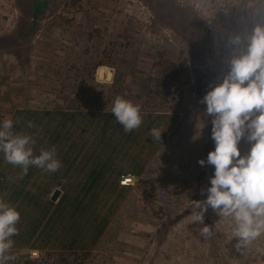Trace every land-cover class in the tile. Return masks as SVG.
Listing matches in <instances>:
<instances>
[{"label":"rangeland","instance_id":"1","mask_svg":"<svg viewBox=\"0 0 264 264\" xmlns=\"http://www.w3.org/2000/svg\"><path fill=\"white\" fill-rule=\"evenodd\" d=\"M46 2L37 17L28 15L33 13L32 0H0V120L15 118L17 110L28 106L34 110L27 115L36 119L38 109L66 108L67 99L74 105L111 108L117 95L150 112L177 111L182 118L167 140V149L159 154L161 175L152 183L142 182L139 200L122 212L123 218L108 228L93 251L33 250L34 255L14 253L15 260L20 264H264V235L237 252L228 218L210 213L212 235L205 238L192 224L188 209L190 200L197 199L192 196L206 197L200 190L209 186L213 174L212 166H204L203 176L197 178L198 160L212 139L211 125L207 126L211 117L206 120L193 111L194 93L208 91L218 74L219 30H234L240 19L264 12V0ZM193 15L201 24L191 22ZM197 36L196 41L209 46L204 47L208 55L204 56L202 46L192 47ZM102 66L110 71L107 80L104 72L102 78L98 76ZM54 117L61 121L65 115ZM25 127L24 121L15 124L18 131H31ZM240 147L243 152L248 145L242 141ZM195 182H200L199 189ZM177 213L182 216L175 218Z\"/></svg>","mask_w":264,"mask_h":264},{"label":"clouds","instance_id":"2","mask_svg":"<svg viewBox=\"0 0 264 264\" xmlns=\"http://www.w3.org/2000/svg\"><path fill=\"white\" fill-rule=\"evenodd\" d=\"M215 39L218 74L199 101L205 106L203 115L211 117L214 148L198 160L202 167L212 166L213 174L209 186L200 190L206 197L190 200L188 209L192 224L205 238L212 235V226L205 223L209 209L220 219L228 218L233 247L243 252L264 235V12L240 19L234 30L220 29ZM111 113L126 133L144 122L141 105L120 95L113 99ZM16 123L11 117L0 120L3 160L19 167L20 179L30 167L57 172L62 161L56 146L37 151V133L18 131ZM27 127L34 125L29 121ZM162 133L152 127V142L159 143ZM242 141L248 145L243 152ZM20 220L18 207L0 192V264L16 258L12 249Z\"/></svg>","mask_w":264,"mask_h":264},{"label":"crops","instance_id":"3","mask_svg":"<svg viewBox=\"0 0 264 264\" xmlns=\"http://www.w3.org/2000/svg\"><path fill=\"white\" fill-rule=\"evenodd\" d=\"M31 5L33 13L28 15H37L47 2L32 0ZM27 108L34 110L30 106ZM67 109L61 121L38 122L32 119L33 115L29 120L34 125L30 132L37 133V151L40 147L56 146L62 161L57 172L30 167L28 174L20 179L19 167L5 162L0 154V192L6 193L21 213L13 253L93 251L108 228L123 218L122 212H127L126 209L139 200L142 182L152 183L161 175L163 164L159 156L167 149V140L178 129L182 118L179 113L175 120L166 121L158 116L177 111L154 110L151 112L155 119L151 121L149 115H145L138 129L126 133L116 119L109 117V109H105L103 120L101 114L85 117L87 110L94 113L101 110L96 107L78 104ZM193 111L206 120L210 118L199 110L193 108ZM148 127H159L163 131L159 143L152 142ZM126 173L135 177L133 184L119 183L121 174ZM66 239L72 243H67Z\"/></svg>","mask_w":264,"mask_h":264},{"label":"trees","instance_id":"4","mask_svg":"<svg viewBox=\"0 0 264 264\" xmlns=\"http://www.w3.org/2000/svg\"><path fill=\"white\" fill-rule=\"evenodd\" d=\"M194 16V15H193ZM191 22H194V23H196V24H201V22H200V20L197 18V17H195L194 16V18L192 17V19H191ZM196 32V31H195ZM188 37H189V40L192 38V37H190V35H188ZM199 37L197 36V37H195L194 38V40L191 42V44H192V47L193 46H196V45H198V46H202L203 48L204 47H206V48H209V46L208 45H205V44H203L204 43V41H202L201 42V40H198V41H196L197 39H198ZM196 42H198V44L196 43ZM204 56H206V55H208L209 54V52H207V49H206V51H205V48H204ZM96 64H99V63H96ZM204 90V89H203ZM198 92H200V93H198ZM205 94V92H202V90H198L197 91V93H194V98H193V100H192V104H193V108H194V110L195 111H197V110H199V112H202V113H204V108H205V106L203 105V104H201V103H199V101H200V99L203 97V95ZM69 102V103H68ZM71 102V103H70ZM67 104H68V106L66 107V108H64L63 106H55V107H53L52 109H44V110H39L38 109V114L35 116L36 117V119L35 120H39L38 122H47V121H49L50 119H54L55 117H54V115L55 116H58V114H63V115H65V113H68V109L67 108H70V107H75V106H78V103H76L75 102V105L73 104V102H72V100H70V99H67ZM73 104V105H72ZM91 105H88V106H85V107H88V108H93V107H90ZM99 109H101V110H99ZM98 110L99 111H97V112H93V110H87L86 112H85V117L88 119L89 118V116L88 115H91V116H99V114H101V118L100 119H104L103 118V115H106L105 113H107V110H105V109H109L108 111H110L111 110V108H105V107H100ZM141 110H142V113H143V115L145 116V115H149V117H148V119H150L151 121L153 120V119H155L154 118V114H152V112H150L149 110H145V109H143L142 107H141ZM32 110H30L29 108H23V109H19V110H17L16 111V117L15 118H13V120L14 121H16L17 123L16 124H20L21 123V121H24V123L26 124V127H27V121H29L30 119H31V117H32V115H30V114H28L27 115V113L28 112H31ZM148 112H150V113H148ZM40 114H42L41 116H40ZM112 113L110 112L109 113V117L112 119ZM177 115H179V113H176V114H174V113H170V115H163V114H160V116H158V117H164L165 119H166V121L170 118H172L173 120H175L176 119V117H177ZM46 116H48V117H52V118H48V119H45L46 118ZM26 117H28L29 119H26ZM40 117V118H39ZM210 117V116H209ZM37 118H39V119H37ZM159 119H162V118H159ZM151 123L152 122H150V126H151ZM25 127V128H26ZM151 129V127H148L147 128V130L149 131ZM42 130H43V128H42ZM206 145H207V150H206V153L204 154V156L202 157L201 155H200V157H202V158H206V156H207V153L210 151V150H212V145H213V143H212V141H208L207 143H206ZM201 170H200V172L197 174V178H201L202 176H203V172L205 171L204 170V166L202 167L201 166V168H200ZM122 175V174H121ZM195 186H196V189L198 188L199 189V187L201 186V184H200V182H195ZM199 197H201V195L200 194H197V195H194V196H192V198L193 199H195V198H199ZM200 199V198H199ZM213 211L211 210V209H209L208 210V212L205 214V223H207L208 225H212V223H211V221H212V219H210V218H208L209 217V215H210V213H212ZM182 215H181V213L180 214H176L175 215V218H177V217H181ZM169 218V217H168ZM167 219V218H166ZM167 220H169V219H167ZM167 223H164V225L163 226H165ZM213 228V227H212ZM160 231V230H159ZM31 260V259H30ZM14 261H16V260H14ZM20 262L21 261H16V263H18V264H20ZM30 263H32L31 261H29ZM16 263H14V264H16Z\"/></svg>","mask_w":264,"mask_h":264},{"label":"built area","instance_id":"5","mask_svg":"<svg viewBox=\"0 0 264 264\" xmlns=\"http://www.w3.org/2000/svg\"><path fill=\"white\" fill-rule=\"evenodd\" d=\"M135 181V177L129 173L122 174L119 178V183L122 185H130L133 184ZM31 255L36 254V251H31Z\"/></svg>","mask_w":264,"mask_h":264},{"label":"bare ground","instance_id":"6","mask_svg":"<svg viewBox=\"0 0 264 264\" xmlns=\"http://www.w3.org/2000/svg\"><path fill=\"white\" fill-rule=\"evenodd\" d=\"M103 72L105 73L104 74L105 75V79L110 77V71L108 70V68L105 67V66H102V67L98 68V76H99V78H102Z\"/></svg>","mask_w":264,"mask_h":264}]
</instances>
